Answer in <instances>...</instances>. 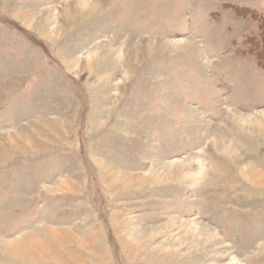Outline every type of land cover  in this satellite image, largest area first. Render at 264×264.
Masks as SVG:
<instances>
[{
  "label": "rangeland",
  "instance_id": "obj_1",
  "mask_svg": "<svg viewBox=\"0 0 264 264\" xmlns=\"http://www.w3.org/2000/svg\"><path fill=\"white\" fill-rule=\"evenodd\" d=\"M0 264H264V0H0Z\"/></svg>",
  "mask_w": 264,
  "mask_h": 264
},
{
  "label": "clouds",
  "instance_id": "obj_2",
  "mask_svg": "<svg viewBox=\"0 0 264 264\" xmlns=\"http://www.w3.org/2000/svg\"><path fill=\"white\" fill-rule=\"evenodd\" d=\"M207 65V61L204 62ZM189 177H185L186 182L189 181ZM207 181V173L201 174L197 179L191 180L186 183V187L189 191L196 193L199 192Z\"/></svg>",
  "mask_w": 264,
  "mask_h": 264
}]
</instances>
